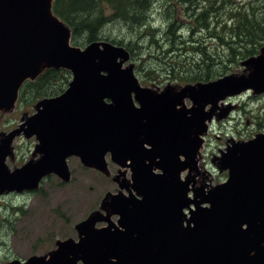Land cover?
Here are the masks:
<instances>
[{"label":"water","instance_id":"1","mask_svg":"<svg viewBox=\"0 0 264 264\" xmlns=\"http://www.w3.org/2000/svg\"><path fill=\"white\" fill-rule=\"evenodd\" d=\"M52 5L0 0V110L13 109L23 83L46 68L73 75L61 95L40 100L37 113L22 124L27 136L40 141L37 162L11 173L6 158L16 130L1 139L0 194L37 188L51 172L68 180L66 159L73 153L108 175V152L131 167L136 194L122 181L130 195L107 194L101 208L76 225L78 240L58 241L48 258L32 256L24 264H264V133L234 141L218 157L217 166L229 171L226 182L195 189L191 198L189 182L180 178L198 154L206 121L230 113L232 105L220 102L248 90L264 93V45L242 61V74L157 91L140 86L133 64L124 67L130 58L124 46L106 40L71 44V29ZM100 221L109 226L97 228Z\"/></svg>","mask_w":264,"mask_h":264},{"label":"rangeland","instance_id":"2","mask_svg":"<svg viewBox=\"0 0 264 264\" xmlns=\"http://www.w3.org/2000/svg\"><path fill=\"white\" fill-rule=\"evenodd\" d=\"M241 1H256V11L259 13L264 11L263 2L259 0ZM160 4H162V0H156L155 9L151 17L152 22L159 23L165 21L159 10ZM182 6L183 4H179L178 2V8L182 10ZM107 12L110 14V11ZM181 19L183 21L180 27L186 25L187 28L189 25L186 24V21L189 19L186 17H182ZM129 27L130 26L125 22L112 21L104 25L100 31L102 35L111 38L124 39L125 41L133 40L134 43H137V37L132 36L134 32H132ZM186 32L187 31H185V33ZM187 36L182 39L189 41L196 39L198 42H195L196 44L214 45V40L211 41V39L207 37L206 32H203L201 35L196 33V35L191 38H187ZM79 39H82V37L79 36ZM160 40H162V36ZM145 44V46H147L145 47L146 52L149 50L148 47L150 46V50L157 49L155 47L151 49L152 43L147 42V39L145 40ZM85 45H87V43L82 46ZM134 50L135 54L139 52L138 48L134 47ZM260 50L261 48H259V52L256 55L260 53ZM137 57L138 54L135 55V60L132 59V57L129 58L124 65L133 64L136 70V65L138 63ZM243 60L244 59L240 58L237 62H224L218 65L221 67L215 66L220 68V71L216 70L218 78L231 74H242L246 68L242 65ZM144 62L148 69L154 70L155 74L148 76L147 72L136 70V74L142 85L151 87L157 91H162L165 87H169L173 92L178 91L184 85V82L172 80L171 77H168L164 73V63L161 62L160 59L151 55L147 56ZM218 78H214L212 81ZM70 79L71 77H69V80ZM196 83L197 82H192V84ZM59 87L63 89L68 87V82H65L64 77L49 83L46 88L47 91H49ZM28 98V101L23 100L15 108L5 110L3 113L0 132L5 130V134L2 138L13 132L12 130L7 132V130L14 126L16 122H21L26 116L35 112L40 99L34 96L31 89L28 91ZM233 103L235 104L233 107L226 105V101L220 103L221 106L224 104L225 108H229L230 106L231 111L226 117H221L213 122L210 127V132L208 133L204 153L207 157H214L212 153H215L216 161L219 160L218 157L222 156V152L227 150V147L233 146L234 141L249 140L254 138L256 134L264 133V94H254L253 91L248 90L235 96L233 98ZM185 104L189 107L191 106V101L187 99ZM209 108L210 107L207 106L206 110ZM218 112H220V110H218ZM232 115L233 118L230 119ZM32 140L34 141V139ZM27 141L28 140L24 143V141L20 139V143L18 142V146L21 148L20 151L22 153L20 159H18V163L16 162V155L13 154L7 157V164L10 170L20 168L21 165H19V161L23 160L27 163L32 162L31 158H33V155H36L35 152H33L34 142ZM14 145L16 149V140L14 141ZM199 157L204 158L205 156L200 153ZM27 158L30 160H27ZM20 164L22 163L20 162ZM109 164V174L107 175L94 167H88L82 164L79 158L72 156L69 159V165L72 171L71 181L62 183V179L50 178L43 184V189L40 194L28 193L25 195H12L1 198L0 204H3L4 208L0 206V264H8L13 260H20L23 262L34 255H48L52 249L56 248L55 243L57 240L63 241L68 238L77 239L78 232L75 229L76 225L87 219L95 210L101 208L102 201L106 199L107 194H119L122 192L124 195H127L125 192L126 188L121 186L122 181L127 183L129 180L128 186L131 188V184L129 183L131 182L130 179L122 178L121 173L126 174L124 170L126 168L119 169V166L111 161H109ZM203 166L202 169H204ZM204 167L207 170L209 169L208 164ZM212 168L211 171L216 173H214V178L209 177V179L206 180L207 183L215 185L227 179L228 172L226 171H228V169L221 170L216 165H213ZM12 205H20L23 206V208H12L10 207ZM104 211L105 210H101L103 213ZM113 219L116 220V217L114 216ZM104 225L105 222H98L96 224L98 227Z\"/></svg>","mask_w":264,"mask_h":264},{"label":"trees","instance_id":"3","mask_svg":"<svg viewBox=\"0 0 264 264\" xmlns=\"http://www.w3.org/2000/svg\"><path fill=\"white\" fill-rule=\"evenodd\" d=\"M259 1L264 6V0ZM178 2L183 4L182 10L178 8ZM255 3L241 0H162L159 10L165 21L159 23L151 21L156 0H54L53 10L71 28L74 44L82 46L95 40H108L122 45L131 53L132 59L135 60L138 54L136 70L145 71L148 76L155 73L144 61L153 55L164 63V73L168 77L186 84L218 78L216 70L220 71L218 67L221 66L218 65L221 63L237 62L259 52L264 44V11L257 12ZM182 17L189 19L187 28L186 25L180 27ZM112 21L125 22L130 26L137 43L102 35L101 28ZM203 32L211 41L214 40V45H200L196 44V39H182ZM146 39L152 43L151 49H157L150 50V46L146 52ZM134 47L139 49L137 54ZM61 77L68 82L70 72L65 69L44 70L35 81L26 82L22 97L29 100V89L39 99L59 94L64 90L62 87L49 91L46 87Z\"/></svg>","mask_w":264,"mask_h":264},{"label":"flooded vegetation","instance_id":"4","mask_svg":"<svg viewBox=\"0 0 264 264\" xmlns=\"http://www.w3.org/2000/svg\"><path fill=\"white\" fill-rule=\"evenodd\" d=\"M60 94V93H59ZM59 94H56V95H46V96H43V97H41L40 99H42V98H50V97H54V96H57V95H59ZM24 97H25V95H24ZM23 97H22V91H20V95H19V99H18V101H17V103H16V106H18V104L20 103V101H21V99H22ZM230 101L232 102L233 101V98H231L230 99ZM36 112H37V109H35V112L34 113H31V115H29V116H33V115H35L36 114ZM27 117V116H26ZM25 117V118H26ZM233 118V115L232 116H230V119H232ZM3 121V112H0V124H1V122ZM23 121L24 120H22L21 122L20 121H18V122H16V124L14 125V126H12L9 130H7V132H9V131H15L16 130V136L14 137V139L12 140V147L14 148V150H13V153H12V155L14 154H16V162L18 163V159H20V156H21V148H19V146H18V144L20 143L19 142V140L21 139L22 141H24V143H26V140H28L29 142L30 141H32V142H34V147H33V152H35V154L36 155H33V158H31V160H32V162H37L41 157H42V151H41V149L39 148L40 147V142H39V139H38V137L35 135V134H32L31 136H27L26 135V133H25V129H23L22 128V124H23ZM20 129H22V130H20ZM5 131V130H4ZM4 131H1L0 132V139H3L2 138V136L5 134L4 133ZM32 139H34V141L32 140ZM16 140V149H15V145H14V141ZM194 140H195V138H194ZM1 141V140H0ZM27 141V142H28ZM206 141H207V138H206ZM206 141H205V144L203 143V145H204V148H205V146H206ZM19 142V143H18ZM195 145V144H194ZM39 146V147H38ZM194 148V147H193ZM38 150V151H37ZM41 151V152H40ZM213 155H216L215 153H212ZM72 156H74V157H77V158H79V160H80V162H81V158L79 157V155H77V154H75V153H73V154H70L68 157H67V162H68V166H69V172H70V180H68V181H62L61 180V178L56 174V173H53V172H51V173H49L48 175H46V177L44 178V179H42L41 181H40V187L38 188V189H26V190H22V191H20V192H18V191H10V192H4V193H2V194H0V199L1 198H5V197H9V196H12V195H14V196H19V195H25V194H28V193H33V194H40V192L42 191V189H43V184L48 180V179H50V178H55V179H60L61 180V182L63 183V182H69V181H71V179H72V171H71V167H70V165H69V159H70V157H72ZM204 158H201V157H198V156H196L195 157V159H194V161L193 162H189V164L187 165L188 166V169H186V170H183V172H182V175L184 176V178L187 176L188 177V182H189V187H190V189H192V190H198L199 188H204L203 190L205 191L207 188H210L211 187V183H207L206 182V180H208L209 179V177H213L214 178V173H216V172H213V171H211L213 168H212V166L213 165H216V162L214 163L213 162V157H207L206 156V154H204ZM30 158V157H29ZM29 158H27V160L29 159ZM105 158H107V162H108V166L110 165L109 164V161H111V162H113V163H115L114 161H112L111 159H112V156H111V153L110 152H108L107 154H106V156H105ZM182 159H183V157H181ZM26 160V161H27ZM30 160V159H29ZM20 162L22 163V164H20ZM195 162V163H194ZM25 163H27V162H24L23 160L22 161H19V165H23V164H25ZM116 164V163H115ZM206 164H208V166H209V169L207 170L204 166L206 165ZM117 165V164H116ZM199 165H200V168H199ZM204 165V166H203ZM202 166H203V168L204 169H202ZM191 167H193V168H191ZM120 168H126V169H124L125 171H126V174H124V173H121L122 174V178H124V179H130V181L131 182H129L130 184H132V171H131V168H129V167H122V166H119V169ZM199 168V169H198ZM123 170V171H124ZM215 170V169H214ZM126 175V176H125ZM227 177H228V174H227ZM226 180V179H225ZM129 181V180H128ZM128 181H127V183H128ZM125 192H126V194H128L129 192L125 189ZM199 193V192H198ZM192 195H193V193H191ZM12 203V202H11ZM0 206H2L3 207V204H0ZM16 205H12V206H10V207H12V208H14ZM16 207H21V208H23V206H16ZM4 208V207H3ZM116 217V220H114L113 219V217ZM113 217H112V222L114 223V224H118V219H119V216L118 215H114ZM185 218L186 219H188V218H190V216H189V214H187L186 213V216H185ZM186 224V223H185ZM50 253V252H49ZM14 262H16V260H13V261H11V262H9L8 264H12V263H14ZM20 264V263H19Z\"/></svg>","mask_w":264,"mask_h":264},{"label":"bare ground","instance_id":"5","mask_svg":"<svg viewBox=\"0 0 264 264\" xmlns=\"http://www.w3.org/2000/svg\"><path fill=\"white\" fill-rule=\"evenodd\" d=\"M146 162H147V163H150V162H151L150 158H146ZM127 164H128V163H127Z\"/></svg>","mask_w":264,"mask_h":264}]
</instances>
